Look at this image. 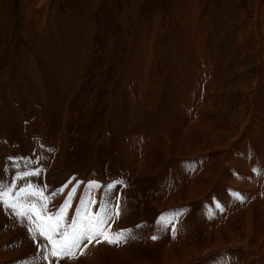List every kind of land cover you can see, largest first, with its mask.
<instances>
[{
  "label": "rangeland",
  "instance_id": "obj_1",
  "mask_svg": "<svg viewBox=\"0 0 264 264\" xmlns=\"http://www.w3.org/2000/svg\"><path fill=\"white\" fill-rule=\"evenodd\" d=\"M20 1H21V3H20ZM94 1L97 2V0H94ZM181 1L182 0H102V1L98 0V3H96L95 7H93V10L87 9L90 12V15L93 12L94 18L90 19V17H89V20L87 19L84 22L80 19L79 15L77 13V11L80 9V6L83 5V4H81V1L75 0V2L70 1V3L68 1H59V9H57V11L54 15H53V13H54L53 7H52L54 2L52 3L50 1H48V2H46V4L48 3L47 5L45 3L43 4L44 7H46V8H47V6H49L48 7V21H49V23L47 22L46 24L48 26V29H50V27H49L50 19H51V15H53L52 18H53V20H55L54 21L55 23H52V25H53V27L55 26L56 28L54 27V30L52 31V33H50V31L48 30L49 31L48 36H46V39L44 40L45 42L43 41V43H42V46H45V47L50 46V47L45 49V52L48 55L46 56L47 57L46 60L42 61L41 62L42 65H40L38 62L39 61L38 58L35 55H33L34 54L33 52H35L34 51L35 50L34 49V47H35L34 43L33 42L30 43L29 37L27 36V34H25L23 32V26H24L23 21L25 22V19L27 17V10L23 9L25 5H26L25 8H27V4H25L26 0H0V20H2L4 18V15H5L6 18H8L10 21H12L7 26V28H5L4 31L2 32V34L4 36V43H3L2 48H0V65H1V67H0L1 68L0 69V104L3 107H5V110L10 109L7 112V113H10L9 115L8 114L4 115V114L0 113V138H2L3 136L11 137V138H17V136H20V135L22 136L21 133L22 132L24 133L25 127L29 126V129H33L35 134L32 136H35L36 138H38L39 142H40V145H37L36 142L34 143L35 144L34 145V153L37 155L39 163H42V164L44 163V165L46 166V167H44L41 175L39 176V177H41V179H42L45 172H47L49 174V178H50V177H53V176L57 175L58 173L62 172L63 170H66V169H67V171L68 170L69 171L80 170V172L83 174L88 173L92 169V167H96L98 169V171H100L101 166L96 165L97 159H93L91 157L94 155L96 149H100L99 162L101 163V165L104 162L106 163L107 159H104L105 157L102 156V151H103L102 149H106L107 146H108L107 152L109 153V155L111 157V161L116 160L115 165H116V168L118 169L119 162L121 163L122 160L124 161L122 153L120 154V152H122L120 150L121 146L118 147L119 149L118 148L115 149L112 146H111L112 147L111 148L110 145L102 144V142L104 141V139L107 135L106 132L111 131L112 137H109V139L113 143L116 144V136H115L114 132L112 130H110V129H112V127L109 126L108 123L110 121H112V119L114 120L117 117L116 116L117 113H128V116H130V118H131L129 125H133L136 130H140L145 135H146V133L148 135L150 134L149 135L150 142H149V145L147 146V148L148 147L149 148L144 149V147H146V146H143V148L138 147L139 151L137 150L140 153L137 152L136 157L137 158H139L141 156H142V158L147 157V160H148L147 162H149V164L148 163L146 164V168H145L146 172L140 174V178L143 182L153 181V182H156V184H157L159 181V177H160V174L162 172V169L164 167L165 162L168 161L169 159H171V158L167 159L166 156L164 157V151L161 148V146L163 145V138H161V136H163L165 134V131H163V129L165 128L164 122L168 123V121L164 120V117L166 115H168V116L175 115L173 113V111H174V108H178V106L183 108L184 110H186L185 113H182L183 115H186V114H188V110H189V112H192L194 110L193 108H195L199 104H201V101H202V96L193 95L195 92L191 95L189 94V96L184 95L182 90L185 86H182V85L189 83L188 80L192 79L191 72H190V78L188 76V78L186 79L183 75L184 74L183 73L184 70L182 67L183 64L181 66H180V64L176 65L177 61L175 59H172V57H171L172 56V54H171L172 50L175 52H180L182 49L181 44H183V42H181V38L184 37V34H182L180 36V38L177 37L178 32L176 31V25H173L171 22V20H172L171 15H175V16L179 15V16L183 17L182 13H184L185 5H184V3H182L183 1L182 2ZM212 1L210 0V2H209L212 10L215 11L216 13L219 12L220 19L222 18L221 23L224 24V22H223L225 20L224 18H227V17L223 16V13L226 12L227 9H231V7H232L231 4L234 0H212ZM235 1L238 2L236 7H241L242 10L248 12V14L246 15L247 23L252 24L255 20L254 19V16H255L254 9H255V4H257V0H235ZM88 3L92 4L93 0H89ZM206 3H207V0H205L204 4H206ZM22 5H23V7H22ZM68 6L70 7V11H69ZM101 10H103V12H104L103 23H102L103 29L101 28V30H100V27H99L97 30H95L96 29V24H95L96 23V21H95L96 11H99L100 15H101V12H102ZM24 11H26V12H24ZM227 12H229V15L231 14V10H229ZM25 13H26V17H25ZM111 13H112L113 17H109ZM216 13H215L214 17H216ZM55 15H57V16H55ZM87 15H89V14H87ZM184 15H185V13H184ZM79 19L81 21H79V24H78ZM185 22H186L185 25L187 26V28L185 27V31L182 28L181 31H184V32L189 31L187 29H188V26L190 24L195 26V23L194 24L189 23L186 20H185ZM234 22H235V24L236 23L237 24L234 25ZM74 23L79 26L78 31L76 33L73 32L74 30L72 31L73 26L74 27L76 26ZM84 23H86V24H84ZM239 23L243 24L244 22H240V21L237 22L236 19L232 18L231 21L229 20V22L227 23L229 26L228 30L231 33H239V31L237 30V25ZM97 24H98V22H97ZM171 24L173 25V30L170 29V28H172ZM211 24H212L214 34L219 39L218 40V49L219 50H217V51L214 50V54H216V56H218L215 59L217 61H220L219 58L223 57V60L226 61L224 63V67H226V65H228L227 66L228 68L232 67V70H234L233 72L235 74V75L231 74L228 77L230 79L229 84H228V89H227V85H225V87H224L225 89H227V91H230L229 95L227 93H225V91L219 90V88L217 89V91L214 95L216 98L217 97L219 98V96H224L225 94H226V96L227 95L230 96L231 93L234 92L233 93V100L234 101L236 100V102L232 103V106H230L228 108L229 110L227 109L226 112L224 111L223 115L221 114V116H220V120H219L220 124L223 125V127L225 128V126H228V120H229V118H231L232 114L233 113L234 114L239 113L238 110L240 109V107L242 105V104L240 105V102L244 103V101H246V100H248V102L250 101V106L247 107V115L253 114V109H252L253 103L252 102L254 101V98H256V97H259V98L261 97L260 98L261 107L264 108V84H262L260 86V85L256 84V80H252V79L249 80L246 76H241V74L238 73L237 69L232 66V64H234V62L237 60L236 58L235 59L228 58V61H227V58H224L226 53H228V51L226 52V50H228L227 47L230 43V40L226 38L227 37V35L225 33L226 30L223 31V25L222 24H220V26H218L215 23H214L215 24V26H214V24L212 22H211ZM225 24H226V20H225ZM81 25L83 27H80ZM93 27H95V28L93 29ZM110 29H113L115 31L117 30L116 31L117 35L119 37V40L121 41L120 44H122L121 45L122 49L120 47L121 52L119 53L117 59L114 61L110 60L109 53L107 51V50L110 51L113 47V44H114L113 38L107 39L110 35ZM84 30H85V32H84ZM66 31H69V33ZM70 32H72V33H70ZM161 32H162V34H161L162 37L159 38ZM53 33L54 34L57 33L56 34L57 39L49 40V39H52ZM142 34L148 35L146 38L142 37V40L144 42L145 41L148 42L149 40H151L150 41L151 43L149 42L148 47H146L147 52H148V59H146V61H144L142 58V64L141 65L143 66V61H144V63H145L144 67L141 70H139V69L135 70L136 67L132 66V62L134 61L133 63H135V60H136L134 55L136 52L135 46L137 45V37L135 35H137V36L140 35V38H141ZM191 34L192 35H198V33L194 30H191ZM96 35H99V37L105 41L104 43L106 45L105 46L106 50L102 56L104 58L106 56V58H105L106 59V65H104V67H102L101 71H99L100 73L98 72V74L100 76H98V74L96 76L92 75V79H89V78H91V76H90V72H91L90 69L91 68H89V66H90L91 62L93 63V59H94L95 55H97L96 50H95L97 45H98V42H97L98 40L96 38ZM175 35H177V36H175ZM21 36L23 37V39ZM150 36L152 37L151 39H150ZM70 37H72V40ZM175 37H177L178 39H175ZM17 39H19V40L16 41ZM23 40H25V43H23ZM72 42H74V43H72ZM94 42L97 43V45ZM156 42H157L156 46H158L159 48H157L155 46ZM171 43H172V46H171ZM227 43H228V45H227ZM223 44H224V46H223ZM82 45H83V48H82ZM94 45H95V47H94ZM175 45H177V46H175ZM17 48H19V49L23 48L22 50L28 56H30L31 59H32V57L34 58V59H32L33 61H35V59H36V62L33 63L34 66H32L30 64L25 66L24 58H22L20 60V63H18L17 65L16 64L14 65L15 56L16 57L21 56L20 52L16 51ZM225 48H226V50H225ZM37 51H39V50H37ZM106 51H107V53H106ZM182 51H183V49H182ZM13 52H15V53H13ZM28 52H29V54H28ZM75 52H77V53H75ZM79 53H80V55H78ZM38 54L41 55L42 53L39 51ZM136 54H139V53H136ZM42 55H44V54H42ZM52 55H54V56H52ZM91 55L93 58L91 57ZM48 56H50V58L52 57L54 60H52V58L50 60H47ZM78 56H81V57H78ZM82 57L84 59H82ZM77 58H79V59L81 58V60L78 64H76ZM109 60H110V62H109ZM173 60H174V66L175 67L171 64V62L173 63ZM73 64H75V65H73ZM230 64H231V66H230ZM251 65L253 66V64H251ZM15 66L17 69L14 70ZM76 66L78 67V69L76 68ZM171 66H173V68ZM224 67L221 66L220 71H221V69L224 70ZM109 70L112 71L110 73V78H108L105 75V73ZM177 70H180V73L182 75H179ZM185 70H187V69H185ZM38 71H39V73H38ZM260 71L261 70L259 68L254 66L251 71H248L246 73H247V75L254 76V75H257ZM149 72L151 74H149ZM236 72H237V74H236ZM37 73H38V75H37ZM83 73H84V75L82 76ZM66 74L68 75V77ZM174 74H176V75H174ZM39 75H41V76H39ZM220 75L221 74H218L216 82L218 81V78L220 79ZM150 76H152V77H150ZM45 77H46V79L44 80ZM62 77H66L68 79L63 81V80H61ZM233 77H235L236 79L238 77L237 81L239 83ZM243 77L246 79L245 81H244ZM172 78H174V79L172 80ZM148 80H150L151 82H149ZM221 80L223 82H225L224 78H222ZM54 81L56 84L54 83ZM172 81H173V83H172ZM211 81H212L211 77L209 78V73H208V78L206 77V81H205V83L207 82V87ZM150 85H152V86H150ZM153 85H154V87H153ZM56 86L59 87L60 91L63 90V88L65 87L64 94L62 93V95H57ZM94 86H96V87H94ZM202 86H203L202 88L200 86V90H202V93L206 90L205 91L206 93H205V96L203 99V102H204V101H206V98H207L208 88L207 89L204 88V83ZM172 87L174 89H172ZM44 88L47 89L48 91H50V90L52 91V89H53L52 94L47 93L46 91L44 93V91H42V90H45ZM233 89H234V91H233ZM153 91H155V92H153ZM18 92H19V94H17ZM150 92H152V93H150ZM217 92H219V93H217ZM179 93H182V94H179ZM46 94H47V96H46ZM12 95L16 98H19V96L21 95V98L25 103L24 104L25 105V113H24V109L19 107V106H21V104H23L22 103L23 101L20 100L21 104H19V105L15 104L17 101H14L15 98ZM151 95H153V96H151ZM253 95H255V96H253ZM150 97H154L156 100L155 101L151 100L152 98L150 99ZM71 98H73V99H71ZM176 99H179L180 101L179 100L175 101ZM189 99H190V101H189ZM76 100H77V103L79 102V104L80 103L82 104L81 108H78L79 106L77 107ZM150 100H151V102H150ZM69 101L71 104H73V107H72V110L68 112L66 110V105H70ZM212 102L215 104L216 99H213ZM147 103L148 104L151 103V104H155V105L152 106V105H148ZM36 105H38L37 108H36ZM47 106L50 108L51 112L54 113L53 124H49L47 122L49 117H47L43 114L44 112H43L42 108H45ZM116 107H118V108H116ZM61 113H62V115H61ZM66 113H74L75 115H79V114L83 115V113H84V115H86V117H85L86 119L82 120V122L79 119L76 120V122L78 121V125H77L78 130L77 131H79V130L80 131L78 132V136L76 134L74 140H71V142L68 141V143H67L68 138H66V137L67 136L71 137V135L73 133H76V130L71 127L72 124L71 123L69 124V122L66 123V126H65ZM112 113H113V115H112ZM140 114H141V116H140ZM258 114L262 116V118H261L257 115L260 119H264V113H258ZM195 116L197 117L196 121H198L199 113H193L192 117L194 118ZM108 117H110L109 122L107 120ZM139 117H140V119H139ZM25 118H27L28 121H26ZM61 120H62V122H61ZM26 124H27V126H26ZM157 126H158V128H156ZM37 127H40L43 130V134H39V133L35 132V128H37ZM52 127H53V129H52ZM101 127H102V129H101ZM248 127H249V123L247 124V128ZM66 128H68V129H66ZM85 129H86V131H85ZM104 129L105 130L107 129V130L105 131ZM83 130L85 133L87 132L86 135L88 137L85 136L86 139H84L83 141H80L79 143H77V145L80 143L81 144L83 143L85 145L87 144V145L85 146V151L83 153V158H82L83 161H81L80 158L78 160H77V158L76 159L74 158L75 159L74 160L71 157L73 165L75 166V168H74L71 164H69L67 162V157L74 154L75 148L73 151H70L69 147H70V143L75 144L77 142V139L79 137H81ZM159 130H161V132ZM97 131L100 132L98 134V136L100 135L99 136L100 138H96V139L91 140L92 138L95 137V134L97 133ZM61 132H63V133H61ZM225 132H228V131L226 130ZM246 132L247 131L243 132L246 135H242V137H244V139H243L244 143L248 142L247 139L245 138V136H247V134H248V136H250V133L249 132L246 133ZM55 135L57 136L56 141H54L53 143H51V142L47 143V144H52V145L54 144L53 145L54 149H46L45 142L51 141V140L53 141L54 137H56ZM45 137H49V140H44ZM65 138H66V140H65ZM145 138L146 137L144 136L143 139H145ZM62 139H63V141H62ZM85 140H88V142L87 141L84 142ZM90 141H92V143ZM59 142H60V144H59ZM157 142H159V144ZM0 143L4 144L3 147L0 146V162H1L0 168L4 171L5 174L9 175L7 177V179L10 182L11 175L13 177L15 176L14 170L11 167L10 163L8 161L4 160L7 152L10 151V148H9L8 144H5L3 142H0ZM62 143H63V145H62ZM156 144H158V146H155ZM236 144H238V142H233V146L231 144L230 147H232V149H231L232 151L230 153V156L232 155L233 151H235L236 146H238ZM159 145H161V146H159ZM89 146H90V149L92 152L90 151V156L87 159V155H88L87 149ZM248 146H249L247 148L248 154H245L246 151L244 149H239L237 151L241 154L242 153L245 154V155L243 154V163L244 162L246 163V160L244 159V157L248 156V162L246 164L249 165L250 172L255 174L256 176H258L259 174L254 173L253 170L254 169L262 170V169L258 166V164L251 163V162H253V160H255V157L253 158L254 152H252V149L257 151V154L259 156V151L257 150L258 146L254 140H252V143H250ZM86 147H87V149H86ZM39 149L41 152L40 154H39ZM207 149H209V147L205 148L204 150H207ZM217 149H219L220 151L219 150H215V152L211 151L212 153H210V155H207L205 157L206 158L204 161L205 163H203L204 166L202 164V167L206 168V170H207L209 167L212 166V165L208 166V165H210L209 164L210 162L208 163V161L213 160L212 161L214 163L213 167L215 166L218 169V171L216 172L217 175L215 177L216 180L215 179L209 180V182L212 181L214 183V185H212L213 183L211 182L210 185H208V187L206 189V193L210 190V188H212V186L216 185L218 191L225 196V200H226L225 209H227V206H229V205H232V207H234L233 209H232V207L230 208V210L231 209L233 210L232 212H230V213H228L227 211L224 212V213H226L225 216L226 217L228 216V218H229V219L227 218L228 222L231 220H235V217H236L235 215H238L241 213V211H244L245 207H246V210L248 208V209L253 210L254 213H256V211H255V210H257L256 206H255L256 202H257V204L264 206V180L262 181L263 185L260 186V188L262 189L261 195H260L259 194V187L258 188L254 187V186L252 187V185L249 184L248 182L245 183L243 176L240 175L241 172L238 173V177H234L231 170L228 169V165H230V164L236 165L235 160H237V159L233 160V162H232L230 156L227 157L228 154L225 155L226 152H228L227 150L221 151L222 149H220V147H218ZM140 150H142V151H140ZM147 150H148V152L146 153L145 151H147ZM42 151H44V153H45L44 157H43L44 153ZM50 151H51V153H50ZM143 151L145 153L144 155H142ZM1 152H3V153H1ZM60 154H61V156H60ZM138 155H140V156H138ZM224 155H225V157H224ZM199 156L200 155H196L195 157L193 156V158L199 159ZM217 156L218 157L220 156L221 158L215 159ZM61 158H63V159H61ZM176 158H181V157H176ZM185 158L187 159L188 157H185ZM218 159L221 161H218ZM222 159L225 161H223ZM54 160H57V167L54 166ZM141 161L143 162V160H141ZM48 162H50V163H48ZM206 164H207V166H206ZM219 164H220V166H219ZM189 166H191V165H188L187 168H189ZM223 168H227L228 171L230 172V174H232L231 175V177L233 178L232 181L227 180V178L224 174ZM7 169H8V171H7ZM87 169H88V171H87ZM220 169H221V171H220ZM48 170H50V172H48ZM193 170L194 169L191 166V171H188L187 174H190ZM51 172H52V174H51ZM181 172H182V170L180 171V175L174 176V178H173L174 183H179V184L181 183V181H182L181 180L182 179ZM194 172H195V170H194ZM136 177H137V175H136ZM38 179H39L38 177H28L27 178L28 181H31L33 183L37 182ZM21 182L22 181H18L17 183L19 184ZM165 182H167V181H164L163 185L159 184L158 186H154L153 188L149 189V194H150L149 200L151 202H153L152 200H157V199L161 198V195L163 194V187L165 185ZM238 183H240V184H238ZM180 185L182 186V190H178L180 188L178 186L177 191L180 195L185 196V188H184L183 184H180ZM230 185H234L235 187L239 186L238 188H243V193L247 197L245 204L241 203L240 201H238V202H240V205L236 204L237 203L236 199H234L233 196L230 195L226 191L227 186H230ZM51 187L53 188V186H51ZM133 188H131V190ZM173 190H174V188H173ZM173 190H172V192H174ZM128 192L130 195L129 201H128L127 196L125 195V190H123V195L119 194L120 205H122L121 209L123 211L125 210L124 211V215H125L124 219H127V217L129 215L131 216L132 219H135V216H136V221L137 220L139 221L141 219H145L146 217L147 218H154L155 217V214H157V213H154L153 212L154 209H152L151 207L149 208V203L147 200H145V197L143 194H139V193L134 191L135 196H137V199H132V194L130 193V191H128ZM206 193L201 192L199 195L195 196L194 198H189L188 196L182 197V198H184V200L186 202V203L184 202L182 205L191 204L192 210L189 213V215L185 214L183 216L184 219L182 218L179 221L180 224H179V226H177L176 229L181 227V229L184 231V236L187 235V237L185 236V238H187V240H189L191 245L199 244L205 236L204 234H199V232H200L199 228H202L201 227V222H202L201 218L203 215H205L204 217L209 218L211 224L214 223L215 225L216 224L220 225L216 222L217 215L218 214H220V215L224 214V213L221 214V213L217 212L216 210L214 212L208 211L204 206L202 207L201 213L199 212V210H197V208H201V202L204 199V198H200L199 196H204ZM152 194H154V196ZM156 194H157V196H156ZM167 195H165V196H167ZM254 196H257V198L254 200V202L248 203V200H249L248 198H251ZM143 198H144V200H143ZM162 198H164V197H162ZM194 199H196V200H194ZM190 201H191V203H187ZM259 201H260V203H259ZM123 202H124V204H123ZM123 205H125V208ZM128 206L131 208V211H129ZM178 206H181V205H178ZM137 215L139 216V219H137ZM258 215L259 214H257V213L254 214L253 216L255 218L252 216V218H253L252 224L254 221L253 225H255V224L257 225L256 221L258 220V218H260V215L259 216ZM141 216H143V218ZM4 219H6L5 222H7L8 225L10 222L15 223L13 218H11V219L4 218ZM255 219H257V220H255ZM223 225H225V223ZM9 227L15 231V229L13 227H11L10 225H9ZM220 228H222V227H220ZM220 231H221V229L218 230V232H220ZM160 233H162V229H161ZM18 238H19V236H18ZM16 243H21L20 239ZM135 243H137V242H132L129 247H127L126 249L121 251L126 256L128 261L145 262L146 258H149L150 260L151 259L153 260L154 264L157 263L156 261H154L158 258V256H156L157 255L156 251L159 250V248H160V245L159 244H158L159 246L157 245V243H158L157 241H155L153 244L145 245V248L142 246H134ZM147 246H149V247H147ZM243 246L244 245H238L237 246V247H239L238 249H234L236 246H231V248H233V250L230 252V253H232V256H231V258L226 259L228 261V262L225 261L226 264H231V263L232 264H240L242 258H243V260H242L243 264H246V263L254 264L252 261L253 259L249 258L248 254H246L247 258L245 257L246 250ZM152 247H153V249H152ZM221 249H218V250L215 249V250L205 252L204 254H202V256L200 258H198V259L196 258L197 260L196 259H193L194 261L189 260V261H187V263L185 261L184 263L182 262V264H188L191 261H192L191 263H194L195 261H198L199 259H205L206 255L208 256L207 261H206L207 264H219L223 260L220 258V256L215 255V253L220 252ZM212 251H213V253H212ZM233 252H237V253H233ZM234 254H236V255H234ZM106 256L109 257L108 255H106ZM240 256H241V259H240V261H238ZM142 257H144V258H142ZM159 257H161V256H159ZM215 258H217V260H214ZM109 259H110V257H109ZM132 259H134V260H132ZM244 259H246V260H244ZM248 259H252V260H248ZM235 260L239 263H236ZM104 261H105V258H104ZM216 261H218V262H216ZM106 264H112V262L106 263Z\"/></svg>",
  "mask_w": 264,
  "mask_h": 264
},
{
  "label": "bare ground",
  "instance_id": "obj_2",
  "mask_svg": "<svg viewBox=\"0 0 264 264\" xmlns=\"http://www.w3.org/2000/svg\"><path fill=\"white\" fill-rule=\"evenodd\" d=\"M48 1H50L52 3L54 2V4L52 5L53 11H54L53 15L56 13L57 9H59V1H68L69 3H70V1L75 2V0H57V1L56 0H26L25 4H27V8H25V6H26L25 5L23 9L27 10V17H26V13H25L26 19L24 18L25 22L23 21L24 24L22 23L24 25L23 26V32L25 34H27V36L29 37V42L30 43L31 42L34 43V46H35L34 47V49H35L34 51L35 52H33L34 53L33 55H35L38 58V60H39L38 62H39L40 65H42L41 64L42 61L46 60V58H47L46 56L48 55L45 52V49L50 47V46L49 47L42 46V43L46 39V36H48L49 31H50V33H52V31L54 30V27H55V26L53 27V25H52V23H55L54 22L55 20H53V18H52L53 15H51V19H50V24H49L50 29H48V26L46 24L47 22H49L48 21V7L49 6H47V8H46V7H44L43 4L44 3L46 4V2H48ZM78 1H81V4H83V5L80 6V9L77 11L80 19L83 22L86 21L87 19L89 20V17H90V19L91 18L93 19L94 18L93 17V12L90 15V12L87 9L93 10V7H95L96 3H98V0H97V2L93 0L92 4L88 3L89 0H78ZM100 1H102V0H100ZM182 1L181 2L184 3V5H185V9H184L185 15H184V13H182L183 17H181L179 15L178 16L171 15V17H172L171 22H172L173 25H176V31L178 32L177 33L178 36L177 35H175V36L180 38V36L182 34H184V37L181 38V42H183V44H181V48L183 49V51H182V49H181L180 52H175V51L172 50V53H171L172 56L171 57H172V59H175L177 61L176 65L180 64V66H181L183 64L182 67H183L184 72L183 71L182 72L184 73L183 75H184V77L186 79L188 78V76L190 78V72H191L192 79L188 80L189 83L183 84V85L181 84L182 86H185L184 88L182 87L183 88L182 91H183L184 95L185 96H189V94L191 95V94H193L195 92L193 95L202 96V101H201V104H199L197 107L193 108L194 110L192 112H189V110H188V114H186V115L182 114V113H185L186 110H184L183 108L178 106V108H174L173 113L175 115H173V116L172 115L171 116L166 115L164 117V120L168 121V123L164 122L165 128L163 129V131H165V134L163 133L164 135L161 136V138H163V145L162 146L159 145V146H161L162 150L164 151V157L166 156L167 159L168 158H174V157H188V158L192 157L193 158V156L195 157L196 155H200L202 153H206V152H209V151L215 152V150H219V149H217L218 147H220V149H222L221 151L227 150L228 152H226L225 155L228 154L227 157H229L230 153L232 151L231 150L232 147H230L231 144L233 146V142H238V144H236L238 146H236V149H235V151H233V153L230 156V158H231L232 162H233V160L237 159V160H235L236 161L235 162L236 165H234V166L237 168V170L239 172H241L240 175L243 176V179L245 180V183L248 182L249 184L252 185V187L254 186V187L258 188L259 186L263 185L262 181L264 180V178H263L264 175H260L259 174L258 176H256L255 174L251 173L250 170H249V165L246 164L248 162V156L244 157V159L246 160V163L245 162L243 163V157H241L240 155H236L235 153L241 154L237 150L244 149L246 151L245 154H248V152H247L248 151L247 148L249 147L248 145L250 143H252V140H254L257 143V146H258L257 150L259 151V156H258L257 160L255 159L251 163L258 164V166L262 170H264V119H260L259 117L262 118V116L258 114V113H264V111H263L264 108L261 107V100H260L261 97L260 98L259 97L254 98V101L252 102L253 103V105H252L253 114H250V115L248 114L249 116L247 115V107L250 106V101L248 102V100H246V101H244V103L240 102V105L241 104L242 105H241L240 109L238 110L239 113H235V114L233 113L232 114L231 118H229V120H228V126H225V128H224L223 125L220 124L219 120H220L221 114L223 115L224 111L226 112V110L230 106H232V103L236 102V100L235 101L233 100V93L234 92L231 93L230 96H228L230 91H227L228 84H229V81H230V79L228 77L231 74H234V72H233L234 70H232V67L228 68L227 67L228 65H226V67H224V63L226 61L223 60V57L219 58L220 61H217L215 59L218 56H216V54H214V50L215 51L219 50L218 49V40L219 39L216 37V35L213 32V28H212L211 22L213 24L214 23L217 24L218 26H220V24H222L223 25V31L226 30L225 31V33L227 35L226 38L230 40L229 45L227 43V45H228L227 49L228 50H226V48H225L226 52L228 51V53H226L224 58H227V61H228V58H231V59H235L236 58L237 60L234 62V64H232V66L237 69L238 73L241 74V76H246L249 80H251V79L252 80H256V84L261 86L262 84H264V0H257V4H255V9H254V14H255L254 19L255 20H254V22L252 24L247 23L246 15L248 14V12L242 10L241 7H236L238 2H236L235 0L231 4L232 5L231 9H227V11L231 10V14L229 15V12H227V11L223 13V16L227 17V18H224L226 20V24H225V20L223 21L224 24L221 23V19L222 18L220 19L219 12L216 13L215 11L212 10V8L210 6V3H209L210 0H207L206 4H204L205 0H182ZM20 3H21V1H20ZM22 7H23V5H22ZM69 11H70V7H69ZM101 11H102L101 15H100L99 11H96V15H95L96 16L95 17L96 29L95 30H97L99 27H100V30L102 28L104 12H103V10H101ZM24 12H26V11H24ZM215 13H216V17H214ZM87 14H89V15H87ZM55 16H57V15H55ZM109 17H113L112 13L110 14ZM232 18L236 19L237 22L240 21V22H244L245 23V24L244 23L243 24L239 23L237 25V30L239 31V33H231L228 30L229 26H228L227 23L229 22V20L231 21ZM80 19L78 20V24H79V21H81ZM185 20L188 21L189 23H193V24L195 23V26L190 24L188 26V29H187L189 31H186V32H184L185 31V27L187 28V26L185 25V23H186ZM11 22L12 21H10L8 18H6L5 15H4V18L2 20H0V48H2L3 43H4V36H3L2 32L4 31L5 28H7V26ZM97 22H98V24H97ZM84 24H86V23H84ZM215 24H214V26H215ZM236 24L234 22V25H236ZM173 25H172V28H170L171 30H173ZM80 27H83V26L81 25ZM78 28H79L78 25H76L75 27L73 26L72 31L74 30L73 32L76 33L78 31ZM94 28L95 27H93V29ZM182 28L184 29V31H181ZM191 30L196 31L198 33V35H192L191 34ZM116 31L113 30V29H110V35L107 38V39L113 38V40H114V44H113L112 49L110 51L107 50L108 53H109V57H110L111 61H114V60L117 59V57H118V55H119V53L121 52V49H122V47H121L122 44H120L121 41L119 40V37H118ZM66 32L69 33V31H66ZM84 32H85V30H84ZM70 33H72V32H70ZM56 34L53 33L52 39H49V40L57 39V35ZM147 34L146 35L142 34L141 38H140V35L139 36L135 35L137 37V45L135 46L136 52H135V55H134L136 60H135V63H133L134 61L132 62V66L136 67L135 70H138V69L141 70L144 67V65H145L144 61H146V59H148V52H147L146 47H148V44H149V42L151 40H149L148 42H146V41L144 42L142 40V37L146 38L148 36ZM161 34H162V32L160 33L159 38L162 37ZM151 36H150V39L152 38ZM23 37H22V39H23ZM177 37H175V39H178ZM70 38L72 40V37H70ZM96 38L98 40L97 41L98 45H97V43H95L96 41L94 43L97 45V47L95 49L97 55H95V57L93 59V63L90 61L91 63H90L89 68H91L90 69L91 78H89V79H92V75L96 76L98 74V72L101 71L102 67H104V65H106V59H105L106 56H105V58L102 56L104 54L105 50H106V47H105L106 45L104 43L105 41L102 40L99 37V35H96ZM19 39H17L16 41H18ZM23 43H25V40H23ZM72 43H74V42H72ZM156 44H157V42L155 43V46H156ZM224 44H223V46H224ZM171 46H172V43H171ZM175 46H177V45H175ZM94 47H95V45H94ZM120 47H121V49H120ZM156 47L159 48L158 46H156ZM82 48H83V45H82ZM22 49H19V48L16 49L17 52L18 51L20 52L21 56H17V57L15 56L14 65L15 64L17 65L18 63H20V60L22 58H24L25 66L29 65V64L34 66L33 63L36 62V59H35V61H33L30 58V56H28ZM37 50H39L44 55H42V54L39 55L38 54L39 51H37ZM107 51H106V53H107ZM13 53H15V52H13ZM75 53H77V52H75ZM136 53H139V54H136ZM28 54H29V52H28ZM78 55H80V53ZM52 56H54V55H52ZM78 57H81V56H78ZM91 57H92V55H91ZM51 58H50V56H48L47 60H50ZM142 58L144 60L143 61V66L141 65L142 64ZM82 59H84V58L82 57ZM52 60H54V59L52 58ZM80 60H81V58L80 59L77 58L76 59V64H78L80 62ZM110 60H109V62H110ZM171 64L174 66V60H173V63L171 62ZM251 64H253V66ZM73 65H75V64H73ZM173 66H171V67L173 68ZM221 66L224 67V70L221 69L222 72L220 71V67ZM230 66H231V64H230ZM254 66L259 68L261 71L257 75H254V76L247 75L246 72L251 71ZM0 67H1V65H0ZM76 68L78 69L77 66H76ZM15 69H17L16 66H15L14 70ZM185 69H187L188 71L185 70ZM111 70H109V71H107L105 73V75L108 78H110V73L112 72ZM177 71H178L179 75H182L180 73V70H177ZM38 73H39V71H38ZM38 73H37V75H38ZM208 73H209V78L211 77L212 81L209 83V85L207 87V82L205 83V81H206V77L208 78ZM149 74H151V73L149 72ZM218 74H221V75H220V79L218 78V81L216 82ZM236 74H237V72H236ZM83 75H84V73L82 74V76ZM174 75H176V74H174ZM39 76H41V75H39ZM98 76H100V75L98 74ZM67 77H68V75H67ZM150 77H152V76H150ZM222 78H224V80L226 78L227 79L225 80V82H223L221 80ZM233 78H235V77H233ZM45 79H46V77L44 78V80ZM67 79L68 78H66V77H62L61 78V80H63V81H65ZM173 79L174 78H172V80ZM237 79H238V77H237ZM237 79H236V81H237ZM243 79H244V81L246 80L244 77H243ZM148 81L151 82L150 80H148ZM54 83H55V81H54ZM172 83H173V81H172ZM203 83H204V88L205 89L208 88L207 98H206V101H204V102H203V99H204L206 90L203 93H202V90H200V86L202 88L203 87L202 86ZM225 85H227V89L224 88ZM150 86H152V85H150ZM94 87H96V86H94ZM153 87H154V85H153ZM218 88L221 91H225V93H227L228 95L226 96V94H225L224 96H219V98L218 97L216 98L214 95H215V93H216ZM172 89H174V88L172 87ZM42 91H44V93L46 91L47 93L52 94L53 89H52V91L51 90L48 91L47 89L42 90ZM64 91H65V87L63 88V90L60 91L59 87L56 86L57 95H62V93L64 94ZM233 91H234V89H233ZM19 92L17 94H19ZM153 92H155V91H153ZM150 93H152V92H150ZM217 93H219V92H217ZM179 94H182V93H179ZM46 96H47V94H46ZM151 96H153V95H151ZM253 96H255V95H253ZM71 99H73V98H71ZM150 99L154 100V101L156 100L154 97H150ZM213 99H216L215 104L212 102ZM151 100H150V102H151ZM189 101H190V99H189ZM69 104L70 105H66V110L68 112L71 111L72 107H73V104H71L70 101H69ZM76 104H77V107L79 106L78 108H81L82 104L81 103L79 104V102L77 103V100H76ZM148 105L154 106L155 104H151L150 103ZM116 108H118V107H116ZM193 113H199L198 121H196L197 120L196 116L194 118L192 117ZM61 115H62V113H61ZM112 115H113V113H112ZM116 116L117 117L114 120L112 119V121H110V122H109V118L110 117L107 118V120L109 122L108 123L109 126L112 127V129H110V130H112L114 132L115 136H116V144L113 143L109 139V137H107V140H106V137H105V139L103 138L104 139L103 142L104 143L107 142L106 145H110V147L112 146L115 149L118 148L119 146H121L120 150L122 152H120V154L122 153L124 161L122 160L121 163L119 162L118 169H117L116 165H115L116 164V160H112L111 161V157H110L109 153L107 152V148L108 147H106V149H102L103 150L102 151V156L105 157L104 159H107V162L106 163L104 162L102 164V166L104 167L103 169L106 170V173H107L108 177L109 178H115L117 176V174H118V171L121 168H125V167L130 168L132 166L136 170V174H137V177H134V188L132 190H134L135 192H137L139 194H143L144 195L145 200H147L148 203H149V208L151 207L152 209H154V211H153L154 213H158V212H160L162 210H165L167 208H170V207H175V206H178V205H182L185 202L184 198H182L184 195H180L178 193L177 189L173 190V187L170 186L169 180H168V182H165V185H164L163 189H165L166 192L163 191V194L161 195V198L157 199V200H152L153 202H151L149 200V196H150L149 189L153 188L155 186L156 182L150 181L151 187L148 188L146 186V184L148 182H143L141 180L140 174L146 172L145 171L146 164L147 163L149 164V162H147L148 161L147 157L146 158H142V156H141V157L137 158L136 156H137V152L139 151L138 147L143 148V146H146V147H144V149H145L149 145V142H150L149 135L150 134L148 135L145 132L146 133V135H145L140 130H136L133 125H129L130 121H131L130 120L131 118H130V116H128V113H117ZM140 116H141V114H140ZM85 117H86V115H84V113H83V115H80V114L79 115H75L74 113H66L65 126H66V123L69 122V124L70 123L72 124L71 127L73 129H75L76 132H79L80 130L77 131L78 130L77 129L78 121L76 122V120L79 119L82 122V120L86 119ZM139 119H140V117H139ZM25 120L28 121L27 118H25ZM61 122H62V120H61ZM248 123H249V127L247 128V124ZM26 126H27V124H26ZM156 128H158V126ZM66 129H68V128H66ZM101 129H102V127H101ZM226 130L228 132H225ZM85 131H86V129H85ZM159 131L161 132V130H159ZM245 131L250 133V136H248V134H247L248 137L245 136L247 141L250 140L249 143L247 142L248 145H247V143H244V140H243L244 137H242V135H246L245 133H243ZM35 132L39 133V134H43V130L40 127L35 128ZM61 133H63V132H61ZM86 133L83 130V132L81 134V137L83 139L81 141H83L84 139H86V137H88L86 135ZM99 133L100 132L97 131V133L95 134V137L92 138L91 140L96 139V138H100L99 137L100 135L98 136ZM21 134H22V136H21L22 139L24 140V142H26L28 144L29 149H30L31 146L35 145L34 144L35 142L39 141L38 138H36L35 136H32L35 133H34L33 129H29V126L25 127L24 128V133L22 132ZM75 136H76V133H73L71 135V137L67 136L66 137V138H68L67 143H68V141L71 142V140H74ZM144 136L146 137L145 139H143ZM66 138H65V140H66ZM56 139H57V136L54 137L53 141L52 140L51 141H47V143L48 142L53 143L54 141H56ZM44 140H49V137H45ZM62 141H63V139H62ZM86 141L88 142V140H85L84 142H86ZM60 142H59V144H60ZM90 142L92 143V141H90ZM157 143L159 144V142H157ZM158 144H156L155 146H158ZM3 145L4 144H1L0 146L3 147ZM62 145H63V143H62ZM70 145H71V143H70ZM86 145L83 144V143L82 144L80 143V144L76 145L77 146V150L75 149L74 154L67 157V162L69 164H71L74 168H75V166L73 165L71 157L73 159L77 158V160L80 158V160L83 161L82 158H83V153L85 151V146ZM90 146L88 147V149L86 147L87 153H88L87 159L90 156V151H91ZM207 147H209V149L204 150ZM140 151H142V150H140ZM42 152L44 153V151H42ZM145 152L147 153L148 150L145 151ZM1 153H3V152H1ZM40 153L41 152H40V149H39V154ZM50 153H51V151H50ZM138 153H140V152H138ZM144 154L145 153L143 151L142 155H144ZM44 155H45V153L43 154V157H44ZM225 155H224V157H225ZM60 156H61V154H60ZM138 156H140V155H138ZM217 158H221V157L217 156L215 159H217ZM253 158H254V156H253ZM61 159H63V158H61ZM141 160H143V162ZM212 161L213 160L208 161V163L210 162L209 163L210 165H208V166H211V165L212 166L209 167V168L207 167L208 168L207 170H206V168H203L202 165L200 164L199 165V170L195 171V172L193 170L190 174H187V172L191 171V166H189V168H187V166L189 164L184 165V170L181 172V174H182V179L181 180L182 181H181L180 184H183V186L185 188V196L186 197L188 196L189 198H194L195 196L199 195L201 192L206 193V189H207L208 185H210V183L212 182V181L209 182V180L210 179L214 180L216 175H217L216 172L218 171V169L215 166L213 167L214 163ZM218 161H221V160L218 159ZM223 161H225V160H223ZM48 163H50V162H48ZM54 166L57 167V160H54ZM203 166H204V164H203ZM206 166H207V164H206ZM219 166H220V164H219ZM221 169H220V171H221ZM7 171H8V169H7ZM87 171H88V169H87ZM223 171H224V174H225L227 180L228 181H232L233 180V178L231 177L232 174H230L228 169L227 168H223ZM48 172H50V170H48ZM51 174H52V172H51ZM47 175H48V178H46ZM66 177H68L67 169L63 170L62 172H60L57 175H55L53 177H50V178H49V174L47 172H45L43 177H42V180H43L44 185L46 184L48 186V192H51L52 190L56 189L57 186L59 184H61L63 182L62 180H64ZM11 179H13L12 175H11ZM21 184H22V182L19 183L18 185H21ZM238 184H240V183H238ZM212 185H214V183ZM51 186H53V188ZM117 188L119 189L118 196H119V194L123 195V190H125V187L122 186V185H119L115 189H113V191L111 192L109 198H113V197L117 196V194H116ZM172 190L174 192H172ZM152 195L154 196V194H152ZM165 195H167V196H165ZM61 196L62 195H58L57 197H55L53 199V201H52V204L55 203L58 199H60ZM156 196H157V194H156ZM162 197H164V198H162ZM199 197L202 198V196H199ZM143 200H144V198H143ZM194 200H196V199H194ZM236 202H237L236 204L240 205V202H238V200H236ZM187 203H191V201L187 202ZM259 203H260V201H259ZM123 204H124V202H123ZM243 204H245V202H243ZM123 206L125 208V205H123ZM255 206H256V209H257V210H255L256 213L260 215V218H258V220L255 219V220H257L256 221L257 225L256 224L253 225L254 221H253V224H252V219H253L252 216L254 214H256V213H254L253 210L248 209V208L246 210V207L244 208V211H241L240 214L235 215L236 216L235 220L229 221L230 223L227 221L228 216L227 217L225 216L226 213H224L223 215L218 214L216 222L218 224H220L221 226L217 225V224L215 225L214 223L211 224L209 218H206V217H204L205 215H203L202 218H201V221H202L201 222V227L202 228H199L200 229L199 234H204L205 236H204L203 240L199 244L191 245L189 240H187V238H185V236L187 237V235L184 236V231L181 229V227L177 229V231H176L174 236H173L170 228L168 230L162 229V233H160V237L157 240V242H158L157 245L158 244L160 245L159 250L156 251V254H157L156 256H158V258L156 260H154V261L157 262L156 264H182V262L184 263L185 261L187 263V261H189V260H193V259H196V258L198 259V258H200L202 256V254H204L205 252L211 251V250H215V249L218 250V249H221V248H223L225 246H230V247L231 246H236L237 247L238 245H244L243 247L245 248V250L247 252V253L245 252V257H246V254H248V257L253 259V260L252 259H248V260H252L254 264H264V206L257 204V202H256ZM231 207H232V205L227 206L228 209H230ZM128 208H129V211H131V208L129 206H128ZM233 208L234 207H232V209ZM121 211H122V215L120 216L119 219L115 220L116 224L121 225V226H126V225H130V224L136 222V216H135V219H132L130 215L127 217V219H124V217H125L124 211L125 210L123 211L121 209ZM141 217L143 218V216H141ZM4 218L11 219L12 217L9 214H7V213L4 214V210L2 208H0V263L1 264H6V263L7 264H12L16 260V257L19 256L20 253H23L24 251H35L36 248H35L34 244L32 243V241L29 239L28 233L26 232V229L24 227H22L20 224H18L14 220L15 223L14 222L13 223L12 222L9 223V225L15 229V231H14L13 229H11L9 227L7 222H5L6 219H4ZM224 223H225V225H223ZM179 224H180L179 222H176L175 227L177 228V226H179ZM220 227H222V228H220ZM219 229H221L220 232H218ZM16 234L19 236V238H18V236ZM19 239H20L21 243H16ZM153 243H154V241H150L149 239H147L145 242L135 243L134 246H142V247L145 248V245H150V244H153ZM130 244H131V242L129 240H127L126 243H122L121 245H119V247L118 246H114V245H108L106 243V246L103 245L100 248H93V252H94L93 256H85L83 258H80V260L77 262V264H106V263H111V262H112V264H154L153 260L152 259L150 260L149 258H146V260L144 259L145 262L128 261L126 256L121 251L126 249L127 247H129ZM147 247H149V246H147ZM152 249H153V247H152ZM237 252H233V253H237ZM106 255H108L110 257V259ZM234 255H236V254H234ZM159 256H161L162 258L159 257ZM104 258H105V261H104ZM142 258H144V257H142ZM240 259H241V256H240L238 261H240ZM132 260H134V259H132ZM242 260H243V258L241 259V263H242ZM244 260H246V259H244ZM216 262H218V261H216ZM236 263H239V262L236 261ZM219 264H226V262L222 261ZM246 264H248V263H246ZM250 264H252V263H250Z\"/></svg>",
  "mask_w": 264,
  "mask_h": 264
},
{
  "label": "snow or ice",
  "instance_id": "obj_3",
  "mask_svg": "<svg viewBox=\"0 0 264 264\" xmlns=\"http://www.w3.org/2000/svg\"><path fill=\"white\" fill-rule=\"evenodd\" d=\"M9 160L17 168L19 167L15 158L9 157ZM24 163L27 166L30 161L25 160ZM42 171L40 168L17 171L11 183L0 180V208L26 229L36 246L35 255L42 264H61L62 261L79 259L80 256L85 255L89 246L94 244L107 243L119 246L126 243L129 238H135L132 229L113 230L112 228L115 220L122 215V211L119 196L109 197L118 185L126 186L123 180L117 179L107 185H102L98 181H76L63 202L58 207L50 208L53 199L64 194L75 177L48 192L46 184L41 187L27 180L28 177H39ZM253 171L264 175V170ZM18 181L26 182L20 186ZM82 184L84 189L74 214L69 216V211L73 208V200ZM100 190H103V193L98 200L95 193ZM232 195L241 203L247 200L242 193L234 192ZM217 208H220L219 204ZM183 214L184 210L161 214L156 223L161 229L170 228L174 236L177 231L175 224ZM137 227L141 226L137 225ZM157 238L156 235L151 237L153 240Z\"/></svg>",
  "mask_w": 264,
  "mask_h": 264
}]
</instances>
